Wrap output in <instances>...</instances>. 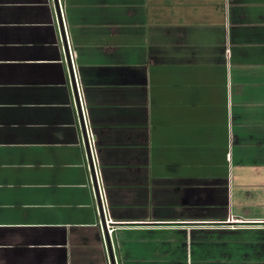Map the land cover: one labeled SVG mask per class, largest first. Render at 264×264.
Listing matches in <instances>:
<instances>
[{
  "label": "crops",
  "instance_id": "obj_1",
  "mask_svg": "<svg viewBox=\"0 0 264 264\" xmlns=\"http://www.w3.org/2000/svg\"><path fill=\"white\" fill-rule=\"evenodd\" d=\"M105 231L264 264V0H0V264H110Z\"/></svg>",
  "mask_w": 264,
  "mask_h": 264
},
{
  "label": "built area",
  "instance_id": "obj_2",
  "mask_svg": "<svg viewBox=\"0 0 264 264\" xmlns=\"http://www.w3.org/2000/svg\"><path fill=\"white\" fill-rule=\"evenodd\" d=\"M83 143H84V147H85V152L87 149L88 155H86L87 157V161H88V167H89V171H90V179L93 185V191H94V186L97 190V195H98V199H99V203L100 201V197H101V190H100V186L98 184V181L95 180V178H97V169H96V158H95V148H94V141H93V137L89 131V129H87L86 127H83ZM96 182V183H95ZM94 197H95V201H96V196H95V192H94ZM101 206V204H100ZM108 225V224H107ZM108 232H112V230L108 229Z\"/></svg>",
  "mask_w": 264,
  "mask_h": 264
},
{
  "label": "water",
  "instance_id": "obj_3",
  "mask_svg": "<svg viewBox=\"0 0 264 264\" xmlns=\"http://www.w3.org/2000/svg\"><path fill=\"white\" fill-rule=\"evenodd\" d=\"M73 88H74V86H73ZM73 90H74V97H75L76 108H77V111H78V116L80 118V112H79V106H78V102H77V95H76V92H75V88ZM80 121H81V118H80ZM86 155H88L87 149H86ZM94 192H95V196H96L97 207H98V209L100 211L101 210V206H100V203H99L97 190H96L95 186H94ZM105 239H106V246H107V250H108V256H109L110 264H114L113 257H112V252H111V248H110V244H109V240H108L106 231H105Z\"/></svg>",
  "mask_w": 264,
  "mask_h": 264
}]
</instances>
